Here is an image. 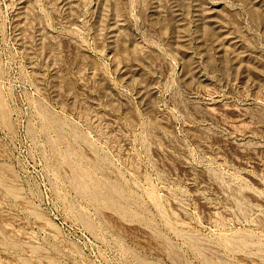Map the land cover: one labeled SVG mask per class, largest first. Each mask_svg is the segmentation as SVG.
I'll list each match as a JSON object with an SVG mask.
<instances>
[{
  "label": "rangeland",
  "instance_id": "rangeland-1",
  "mask_svg": "<svg viewBox=\"0 0 264 264\" xmlns=\"http://www.w3.org/2000/svg\"><path fill=\"white\" fill-rule=\"evenodd\" d=\"M0 264H264V0H0Z\"/></svg>",
  "mask_w": 264,
  "mask_h": 264
}]
</instances>
